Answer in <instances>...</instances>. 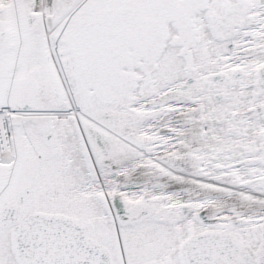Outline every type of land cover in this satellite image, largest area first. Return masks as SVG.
<instances>
[{"label": "snow or ice", "instance_id": "1", "mask_svg": "<svg viewBox=\"0 0 264 264\" xmlns=\"http://www.w3.org/2000/svg\"><path fill=\"white\" fill-rule=\"evenodd\" d=\"M0 264H264V0H0Z\"/></svg>", "mask_w": 264, "mask_h": 264}]
</instances>
